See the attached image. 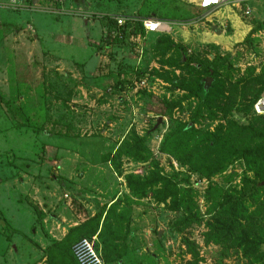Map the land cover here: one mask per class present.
Instances as JSON below:
<instances>
[{
	"label": "rangeland",
	"instance_id": "374dc122",
	"mask_svg": "<svg viewBox=\"0 0 264 264\" xmlns=\"http://www.w3.org/2000/svg\"><path fill=\"white\" fill-rule=\"evenodd\" d=\"M228 1L207 11L193 0H0V264H68L59 251L48 258V241L67 247L99 232L106 264H264L242 247L261 239L264 254V164L249 168L260 161L242 157L254 144L238 130H264L250 104L264 85V0H250L249 15L247 0ZM121 16L179 25L147 33L132 21L121 42L98 45L101 18ZM226 54L193 123L199 99L165 77L192 81L199 63ZM182 131L177 159L161 144ZM158 174L191 206L189 222L160 184L127 183Z\"/></svg>",
	"mask_w": 264,
	"mask_h": 264
},
{
	"label": "trees",
	"instance_id": "16d2710c",
	"mask_svg": "<svg viewBox=\"0 0 264 264\" xmlns=\"http://www.w3.org/2000/svg\"><path fill=\"white\" fill-rule=\"evenodd\" d=\"M101 25H102V28L104 30V33H105V31L109 32L110 27L116 28V22H114L113 19L109 18V17H102L101 18ZM133 26H135V28L139 31L143 30L141 24L138 22L134 23ZM126 28H127V25H126ZM253 30H254V28L252 29V31ZM121 33L124 35L125 30H121ZM106 37H107L106 33L103 34L102 38H101V42L98 45H102L103 43H104L103 45H105V43L107 42L106 40L108 39ZM114 42H121V40L119 38H116L114 40ZM166 43H167V48L170 50L175 49L174 51L178 55L175 63L177 65H183V66L187 65L188 66L189 65L188 60L184 59V56H185L184 53L185 52H184L183 47L179 44H175L170 39H167ZM228 59H229V54H226L224 56H215L212 58V60L210 62L205 61L203 63H199L198 68H196V72L197 73L200 72L202 75H199L197 78H195L192 81H190V80H187V81L186 80H178L176 78L169 79V77H165V79L166 80L168 79L176 88H180L182 90H187L189 92V96H194V97H197L199 99V102L197 104L196 110H195L193 118H192L193 123L195 122V120H197V116L201 113L202 108L206 107L207 100L211 96L212 89L214 88L215 85L218 84V81L216 78L217 68L222 63H225ZM208 77L211 78V83L212 82L213 83L212 84L210 83V85L205 89V78H208ZM263 84H264V82H263ZM263 90H264V85H263L262 91ZM260 94L259 93H258V95L256 94L253 97V99L250 101L251 107L253 106L254 101L260 96ZM252 111H253V109H252ZM256 116H258V115H256ZM258 118L260 119L261 123H264V116H258ZM186 127H187L186 130L187 129L192 130L191 127H189V126H186ZM238 130H240V131L249 130L248 133L250 135H252L251 139H252L254 146H252V148H249L250 150H248L246 152V154H243V156L242 155L241 156L245 157L247 161L251 160L255 163H256V161H258V162L260 161V163L248 165L249 168L255 169L254 171L256 172V167L259 166L258 164H260V165L264 164V130H262L260 132V131H257V129H254L253 127L250 128V126L238 128ZM186 133L187 132H185V131L169 132L164 137V140L161 144V149L163 151H166V152L172 154L174 157L179 159L180 149L183 147V138H184ZM143 141H144L143 138H138L136 140V143H135L136 148H138L141 144H143ZM218 146H220V143L215 138L214 140L207 143L206 149L207 150L215 149ZM138 156H139V158L137 157V159H141V160L145 159V156L143 154H139ZM188 159H189L188 163H191L190 158H188ZM191 165H192V163H191ZM224 167H225V165H223V166L221 165L218 168H211L209 171V174L210 175L216 174L217 172H220ZM195 171L198 172V171H202V170L195 168ZM134 180H138V182H140L141 186H146L148 183L150 185L160 184L161 188L157 189V193L161 194L159 197H161L162 199H165L166 197L167 198L170 197L171 198L170 199L171 200L170 201L171 209L176 210V211L177 210L183 211V213L185 214V216L182 220L183 223H187L190 221V217L192 215L191 206L189 204H183L180 202H176L173 199V197L176 195V193L171 191L172 186H171V183L169 180H167L166 178H164L160 174L155 175V177H154L155 182L147 181L148 180L147 176L142 177V179H139V178L134 179L132 176H128L127 177V183L133 192H135L137 190V188L135 187V184H134ZM262 181H264V175L262 176ZM140 189L143 193V188H140ZM115 203H117V202H114L112 205H114ZM112 205L105 212V217L102 221L103 229H107V227H108L109 213H110V211H112V209L114 207ZM35 210H36V213L38 214V216L43 215V212L40 211L37 207L35 208ZM227 228H228V226H226V229ZM229 229H230V227H229ZM79 231H80V227L76 226L69 231L68 235L70 233H77ZM68 235H67V237H68ZM80 238H84V237H80ZM97 238H98V241L96 244V248L100 250L101 255L105 261L106 257H105V252H104L103 247L108 246L109 244H108L106 237L103 234V232H99ZM48 242H50L47 246V249H46L48 258L52 255L53 251H59V252H61V254H63L64 259L67 261L68 264H77L76 261L74 260L73 256H72V253H71V245L72 244L70 246L63 247L62 246L63 242H57L55 240H49ZM262 244H263V242L261 241V239H256L255 241H251L249 239L244 240L242 243V247H243V253H244L245 257L247 259H253L255 261L262 260V258L264 257V254H261L259 251ZM119 256L120 255L118 252H116L114 255V257H116V259H118Z\"/></svg>",
	"mask_w": 264,
	"mask_h": 264
},
{
	"label": "built area",
	"instance_id": "2783aa9c",
	"mask_svg": "<svg viewBox=\"0 0 264 264\" xmlns=\"http://www.w3.org/2000/svg\"><path fill=\"white\" fill-rule=\"evenodd\" d=\"M12 1L15 3L19 0ZM227 2L228 0H200L199 6L211 11L221 7ZM244 14L249 15L250 10L247 8L244 11ZM112 19L116 22V28L110 27V31L106 32V38H108L106 43L112 42L116 38L122 39L124 35L121 33V30H125L126 25L132 21L140 23L144 31L147 33L169 34L176 25H179L176 21L161 19L156 16L142 17L138 19L121 16ZM252 109L254 114L264 116V90L254 101ZM96 242V237H84L72 243L71 253L77 264H106L100 250L96 248Z\"/></svg>",
	"mask_w": 264,
	"mask_h": 264
},
{
	"label": "crops",
	"instance_id": "0c3cea01",
	"mask_svg": "<svg viewBox=\"0 0 264 264\" xmlns=\"http://www.w3.org/2000/svg\"><path fill=\"white\" fill-rule=\"evenodd\" d=\"M193 1H195L198 5H199V1L200 0H193ZM248 1V9L250 10V6H249V1L250 0H247ZM252 1V0H251ZM229 2V1H228ZM227 2V3H228ZM227 3H225V4H227ZM251 3V2H250ZM258 2H256V3H254V5H253V7H257L258 8V12L259 13H261V10H260V8L258 7V4H257ZM224 4V5H225ZM243 5L245 6L246 4L243 2ZM251 5H252V3H251ZM223 6H221V7H219V8H217V9H220V8H222ZM217 9H215V10H217ZM215 10H211V11H215ZM254 9L252 8V11H253ZM207 11H210V10H207ZM259 13H258V15H259ZM254 23V22H253ZM255 25V24H254ZM250 27H251V30L249 31V33L247 34V35H249L250 34V32H252V29L254 28V26L253 25H250ZM213 30L216 32V34H220L221 32H220V30L217 28V27H213ZM222 34V33H221ZM219 42L220 41H222V40H218ZM114 203V202H113ZM93 237H96V236H93ZM96 239H97V241H98V238L96 237ZM57 242H59V241H57ZM96 244H97V242H96Z\"/></svg>",
	"mask_w": 264,
	"mask_h": 264
},
{
	"label": "water",
	"instance_id": "95a60500",
	"mask_svg": "<svg viewBox=\"0 0 264 264\" xmlns=\"http://www.w3.org/2000/svg\"><path fill=\"white\" fill-rule=\"evenodd\" d=\"M211 83V78H205V89L210 85Z\"/></svg>",
	"mask_w": 264,
	"mask_h": 264
}]
</instances>
